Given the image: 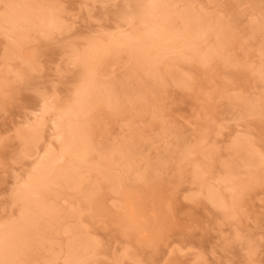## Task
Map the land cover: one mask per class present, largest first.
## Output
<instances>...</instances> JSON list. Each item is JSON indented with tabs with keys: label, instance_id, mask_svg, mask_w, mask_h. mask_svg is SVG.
Masks as SVG:
<instances>
[{
	"label": "rangeland",
	"instance_id": "1",
	"mask_svg": "<svg viewBox=\"0 0 264 264\" xmlns=\"http://www.w3.org/2000/svg\"><path fill=\"white\" fill-rule=\"evenodd\" d=\"M164 3L177 34L187 11L210 20V31L188 49L161 51L153 75L122 45L93 55L145 28L144 0H0V15L21 4L59 24H0V229L26 210L13 195L40 157L49 148L61 155L51 123L81 76L93 68L96 93L114 102L90 111L80 184L42 189L55 216L37 223L53 226L37 230L17 264H70L77 240L89 244L77 264H264V0ZM38 122L32 142L24 134ZM211 188L224 208L207 198Z\"/></svg>",
	"mask_w": 264,
	"mask_h": 264
},
{
	"label": "bare ground",
	"instance_id": "2",
	"mask_svg": "<svg viewBox=\"0 0 264 264\" xmlns=\"http://www.w3.org/2000/svg\"><path fill=\"white\" fill-rule=\"evenodd\" d=\"M144 2L147 5L145 8L139 10V15L142 17V23L146 25L145 28H143L141 32L133 33L128 37H122L121 40H115L114 43L110 42L107 46L95 49L93 52L94 56L101 57L102 54L111 52L112 48L115 49L122 45L129 50L131 58L134 59L136 63H149L150 67L148 66V71L150 69V74H153L156 71L155 67L157 66V63H160L162 58L164 59V52L178 50L181 49V47L188 49L190 47V42L193 43L196 39H199L210 31L207 27L209 26L207 25V22L210 23V20L207 19L208 21H206L205 19H200L201 16H199V18L194 12L193 14L195 15H192V13H188L187 11L181 13L180 19L183 23V30L181 33L177 34L178 32L175 31L176 28H174V23L171 18H169L167 9L164 8V0H144ZM32 8L33 7L21 4L11 5L6 11L1 13L0 24L9 26L8 28L10 30L18 29L20 22L27 20L31 21V19L33 20L35 18L32 15L35 12H32ZM44 13H40L41 15L36 14V21L39 20L38 23H41L46 28H57L59 24L55 14ZM223 26L224 25L222 24L218 30V26H214L215 32L217 30L216 33H218L217 37H225L227 30L225 29L226 31H224ZM18 40L19 38H17V41ZM17 47L15 45H10L9 51H18V49H16ZM161 51L163 52L162 55H160ZM210 55L211 54H208L207 56ZM87 69H85V71ZM96 74L97 73L92 68L81 76V85L70 98L71 101H69V105L65 112H63L57 120H54L51 123L54 129L59 130L55 136L57 138L61 137L62 139V144L60 146L61 155L55 157L52 149L49 148L46 151V154L40 157L33 171L27 175L26 181L21 183V189L18 188L16 194L13 195L15 201H25L26 210L19 218H17L18 221H12V223L4 227L2 226L3 228L0 229V264H17L15 260L25 254V249H28L29 245L32 244L30 240L35 236L34 234H40V232H38L40 230L45 231V229H52L50 226L53 225H50V223L43 224V229L39 228L41 226H39V221H37L39 220L37 218H40L43 213H48L49 215L53 214V209H51L53 207L47 208V205L42 201V189H44L46 185L49 186L57 181H62L69 185H74L75 187L80 184V173L77 168L81 166L79 165L78 167V164L85 162L91 150V144L88 140L89 138H87L89 123L92 120V112L90 113V111L93 109L94 105L101 100L106 101L107 103L111 102L110 104H112V106L114 105V102L112 103V97L110 98L112 94L107 92L106 87L105 91L107 94L104 91V93L102 92L103 94L96 93V89L99 88ZM44 112L43 114H45ZM34 117L37 119L44 118L41 116L38 117V115H34ZM63 120L65 123L64 128L61 126V121ZM41 125L44 126L41 122H38L32 129L24 134V137H27V139L32 140L33 142V140L38 137V133H40ZM64 154H67L71 158L68 163L69 165L63 167L56 166L55 164L63 159ZM206 192L207 193L205 194H207V198L210 202L219 207L220 205H223L224 208V205L226 204L224 202L225 199L218 191L211 188L208 190L206 189ZM77 241L78 242H72L71 245L68 244L67 247L70 264L78 263L80 256L78 252L79 247L86 246V242L80 240ZM88 245L86 247H88Z\"/></svg>",
	"mask_w": 264,
	"mask_h": 264
}]
</instances>
